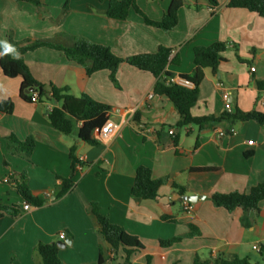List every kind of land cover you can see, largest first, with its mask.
<instances>
[{"label":"crops","instance_id":"1","mask_svg":"<svg viewBox=\"0 0 264 264\" xmlns=\"http://www.w3.org/2000/svg\"><path fill=\"white\" fill-rule=\"evenodd\" d=\"M108 1L41 0L36 6L0 0V47L9 37L17 41L57 38L65 44L81 37L126 58L165 46L171 49L166 71L179 78L193 71L195 46L222 41L227 45L222 52L224 61L216 72L204 68L192 115L218 116L226 110V102L231 111L264 112V90L256 83L264 81L263 17L246 8L228 7L229 0H217V5L210 0H181L175 27L164 30L145 24L134 10L125 19L107 16ZM134 1L150 19L160 21L172 0ZM16 56L23 58L39 82L67 87L74 96L86 94L109 106L108 118L116 130L106 139L98 135L95 145L78 139L79 123L74 124L72 133H61L48 119L58 104L22 100L21 78H9L0 70V101L13 102L11 113L0 111V203L19 209L16 215L0 217V264H41L37 245L59 240L69 241L59 247L61 264H100V250L104 256L101 264L122 263L123 251L114 255L101 238L91 202L110 223L120 225L142 243L143 249L130 256L129 264H191L196 254L220 253L264 261V255L253 249L254 245L264 247V199L258 213H244L241 208L228 211L210 199L215 192H246L264 180V125L223 120L202 129L196 125L178 128L173 103L153 92L156 78L125 61L116 70L114 82L110 71L88 75L84 67L48 47ZM220 131L224 135L220 136ZM11 135L19 140L34 139L30 162L8 148ZM72 144H76V156L83 164L76 165L70 190L56 198L60 177L71 174ZM140 165L150 168L153 178L167 179L156 199L130 193ZM22 171L27 173L32 193L46 200L42 206L23 209L21 196L2 181L10 172ZM173 183L184 187V196L204 198L187 211ZM244 216L249 224L243 223ZM190 225L199 236L184 237L170 247L160 245V240L187 234ZM61 231L65 232L63 239L59 238Z\"/></svg>","mask_w":264,"mask_h":264},{"label":"trees","instance_id":"2","mask_svg":"<svg viewBox=\"0 0 264 264\" xmlns=\"http://www.w3.org/2000/svg\"><path fill=\"white\" fill-rule=\"evenodd\" d=\"M30 2L40 6L41 0H18ZM212 5H217V0H210ZM181 0H172L167 13L160 21L150 19L142 10H140L134 0H109L106 15L114 19H125L130 10H134L142 18L145 24L171 30L177 23V10L181 6ZM231 8H246L251 12L257 13L264 18V0H229L227 3ZM39 47H48L61 51L65 57L85 68L88 75L98 70L110 71L112 81L116 82L115 72L122 62L150 73L156 78L153 87L155 95L166 96L174 105L179 120L178 128L188 125H196L199 129L205 128L211 123L226 121H255L264 125V112L258 110L244 111L236 108L234 111L224 110L218 116L204 115L194 116L191 108L194 106L198 95V86L203 79L204 68H210L216 72L220 63L224 61L222 52L226 50V43L216 41L208 46H195L193 48L194 69L190 74L180 75V78L190 83L191 87L182 86L176 83H167V77L171 76L166 71V66L170 61L171 49L165 46H159L155 52L141 53L128 56L126 58L115 55L108 46L92 43L88 40L77 37L72 44L61 43L57 38H41L24 41L8 38L7 43L0 47V70L9 77L21 78L19 94L22 100L26 102H42L51 100L58 105L54 106L48 113V119L54 129L63 134H70L73 131L75 123H79L77 137L81 142L95 145L98 143L97 136L100 128L108 119L110 107L100 103L86 94L74 96L69 88L59 87L52 83H41L34 78L24 60L16 54H24L27 51L35 50ZM241 62L245 60L238 57ZM174 60V59H173ZM177 62V60H174ZM249 62V61H246ZM258 89L264 90V81H256ZM37 93L35 100L32 94ZM0 111L11 113L13 111V102L10 99L0 101ZM137 115L132 117L135 122ZM11 144L8 146L12 152L30 162L31 153L35 146L32 137L19 140L14 135L8 137ZM178 137L173 138V143L177 145ZM69 157L71 160V174L69 177H60L61 183L57 186L56 198L61 197L70 190L73 185L72 177L75 173L77 164H83L76 156V144L69 147ZM204 169V168H199ZM166 178H153L150 168L140 165L136 168L134 181L130 189L133 196L153 200L158 197V190L166 182ZM3 182L11 184L21 196L23 202L32 206H42L46 200L42 196H36L32 193L28 185V176L25 171L10 172L2 179ZM172 188L178 195L184 196V187L172 184ZM213 204L217 207H223L228 211L241 208L244 213L253 211L258 213L260 202L264 199V180L249 188L246 192H215L210 196ZM91 210L99 224V233L103 241L110 247L115 255L118 250L124 253L123 262L120 264H129L130 256L141 249L143 245L137 236L127 233L120 225L112 224L99 211L96 203L91 202ZM19 209L16 205H6L0 203V217L4 214L16 215ZM244 224H249L246 216L242 219ZM190 231L185 235L173 236L165 240H160L162 247H170L180 242L184 237L199 236L200 233L189 226ZM41 264H61L58 256L59 247L56 243H41L37 245ZM260 254L264 255V247ZM116 259L114 258V261ZM104 256L100 250L98 262L101 264ZM12 264V263H11ZM191 264H264L263 262H251L247 257H240L232 253H220L217 255H208L201 257L196 254Z\"/></svg>","mask_w":264,"mask_h":264},{"label":"built area","instance_id":"3","mask_svg":"<svg viewBox=\"0 0 264 264\" xmlns=\"http://www.w3.org/2000/svg\"><path fill=\"white\" fill-rule=\"evenodd\" d=\"M251 70H254V67H251ZM167 83H176V84H179V85H182V86H190V83H188L187 81H185L184 79L182 78H175V77H172V76H169L167 77ZM37 97V93H33L32 94V99L35 100ZM152 97V94L150 93L149 94V98ZM222 97L224 99L227 98V94L224 93L222 95ZM225 109L227 111H231V106H230V103L226 102L225 103ZM116 130V124L111 120V119H107L104 124L102 125V127L100 128V131H99V137L101 139H106L108 138L112 133H114ZM170 134H173L174 131L172 129L169 130ZM219 135L222 136L224 135V132L223 131H220L219 132ZM252 141H248V144H251ZM182 204H183V207L184 209H186L187 211H192L193 210V203L192 202H189L188 200H182ZM30 208V205L28 203H23V209L27 210ZM65 237V232L64 231H61L59 233V238L60 239H63ZM253 249H255L256 251L260 252L261 248L258 246V245H254L253 246Z\"/></svg>","mask_w":264,"mask_h":264},{"label":"water","instance_id":"4","mask_svg":"<svg viewBox=\"0 0 264 264\" xmlns=\"http://www.w3.org/2000/svg\"><path fill=\"white\" fill-rule=\"evenodd\" d=\"M203 198H204L203 196H197V195H185L182 197L183 200H188L189 202H192V203L196 202L199 199H203ZM67 243H69V241L59 240L56 242V245L62 248V247H65Z\"/></svg>","mask_w":264,"mask_h":264}]
</instances>
